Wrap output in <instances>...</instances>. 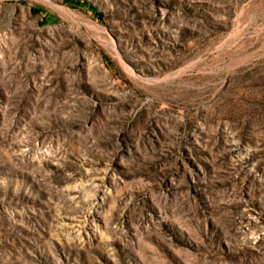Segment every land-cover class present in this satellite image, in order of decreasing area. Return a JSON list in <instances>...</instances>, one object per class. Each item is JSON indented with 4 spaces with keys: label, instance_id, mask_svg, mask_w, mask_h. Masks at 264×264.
Masks as SVG:
<instances>
[{
    "label": "rangeland",
    "instance_id": "rangeland-1",
    "mask_svg": "<svg viewBox=\"0 0 264 264\" xmlns=\"http://www.w3.org/2000/svg\"><path fill=\"white\" fill-rule=\"evenodd\" d=\"M0 264H264V0H0Z\"/></svg>",
    "mask_w": 264,
    "mask_h": 264
}]
</instances>
